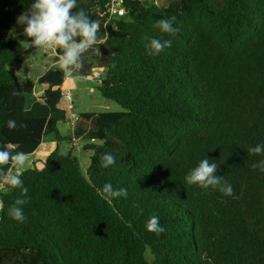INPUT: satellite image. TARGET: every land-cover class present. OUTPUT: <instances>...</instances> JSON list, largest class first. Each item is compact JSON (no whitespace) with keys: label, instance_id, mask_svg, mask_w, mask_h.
Returning a JSON list of instances; mask_svg holds the SVG:
<instances>
[{"label":"trees","instance_id":"16d2710c","mask_svg":"<svg viewBox=\"0 0 264 264\" xmlns=\"http://www.w3.org/2000/svg\"><path fill=\"white\" fill-rule=\"evenodd\" d=\"M32 2L0 0V29L23 28ZM109 4L78 0L99 25L98 52L73 71H101V94L123 110L79 114L73 137L59 129L68 76L53 67L20 82L23 40L0 33V149L31 156L48 135L57 144L41 168L0 166V264H264V172L253 167L264 154L249 151L264 144V0H124L112 18ZM161 19L175 31L161 32ZM152 39L172 44L153 55ZM65 141H84L86 172ZM205 158L230 196L186 182ZM11 170L21 187L6 182ZM109 183L127 196L102 198ZM17 199L22 223L9 215ZM153 215L163 233L147 230Z\"/></svg>","mask_w":264,"mask_h":264},{"label":"clouds","instance_id":"9594fccd","mask_svg":"<svg viewBox=\"0 0 264 264\" xmlns=\"http://www.w3.org/2000/svg\"><path fill=\"white\" fill-rule=\"evenodd\" d=\"M78 9V0H33L29 9L22 12L17 17V24L23 26V35L30 38L31 45L39 48H57L62 49L59 59V68L68 77L74 76L75 70L83 67L82 56L89 50L98 52L97 40L99 25L90 21L89 16L83 10ZM174 19V18H173ZM163 33H172L175 31L171 20L161 19L155 25ZM13 38H15L13 36ZM172 41L152 39L150 41V51L153 55H158L165 48L171 47ZM78 72V71H76ZM9 127L15 128V121H9ZM254 154H264V144H257L249 149ZM115 157L111 153H105L101 158L104 168H108L115 164ZM24 163V153H11L7 150L0 149V166L12 165L20 168ZM264 172V160L258 165ZM217 164L210 163L209 159L201 160L185 177L189 185H195L203 189L210 186L213 189L219 187L225 195L232 194L231 185L224 182L222 178L216 175ZM13 187H21L23 182L17 175H13L6 181ZM23 192L27 193L28 189L23 188ZM98 193L102 198L111 200L119 197H126L127 190H116L113 186L105 184L102 189H98ZM27 203L26 199H17L15 204L9 209V215L17 222H23L26 217L24 215L23 205ZM146 228L149 232L163 233L164 228L160 224L158 216H151Z\"/></svg>","mask_w":264,"mask_h":264},{"label":"rangeland","instance_id":"374dc122","mask_svg":"<svg viewBox=\"0 0 264 264\" xmlns=\"http://www.w3.org/2000/svg\"><path fill=\"white\" fill-rule=\"evenodd\" d=\"M0 33L11 37H19L23 40V60L21 64L13 68V72L16 74L20 82H26L29 80L36 81L50 68H59L60 55L58 52H56V50L59 49L55 47L39 48L31 45L30 38H27L22 34L23 28H13L9 30L0 29ZM60 54H62V52ZM56 58H58V60H56ZM95 75L96 73H93L89 76H73L69 78L71 86L68 89L71 91V96L62 102L63 107L68 109L69 117L66 121H61L59 123V129L63 135L73 137V120L75 119L73 116L74 114L79 115L83 112L100 113L106 111L123 110L120 104L105 98L101 94L98 88V79L95 77ZM45 87L47 86L38 84V86L35 87L36 96H41ZM70 103L72 106H70ZM54 138L55 135L46 136L44 140L45 143L43 144L50 145ZM83 143L84 141H74V143L70 144L65 141L61 147L63 152H66V150L69 148L74 147V154L80 158L82 169L84 172H86V169L90 163V153H87L83 150ZM35 156H37V153L32 156H24V163L20 168L24 170L32 166H37L40 168L43 167V161L38 162V160H35L32 163L30 162L32 158H35Z\"/></svg>","mask_w":264,"mask_h":264},{"label":"built area","instance_id":"2783aa9c","mask_svg":"<svg viewBox=\"0 0 264 264\" xmlns=\"http://www.w3.org/2000/svg\"><path fill=\"white\" fill-rule=\"evenodd\" d=\"M124 0H110V4L108 6V9H107V13L109 14V17L112 18V17H120V16H123L125 15V8H124ZM56 52L59 53V50H56ZM59 55L61 56V54L59 53ZM98 72V73H97ZM96 72V75L95 77H99V75L101 74L100 71H97ZM69 96H71V91L70 90H64L63 91V99H67ZM70 105L72 106V104L70 103ZM11 173V174H10ZM13 173V170L9 171L7 174H6V181L8 178L11 177ZM5 187V184L4 182H1L0 183V190L4 189ZM0 208H1V202H0Z\"/></svg>","mask_w":264,"mask_h":264},{"label":"crops","instance_id":"0c3cea01","mask_svg":"<svg viewBox=\"0 0 264 264\" xmlns=\"http://www.w3.org/2000/svg\"><path fill=\"white\" fill-rule=\"evenodd\" d=\"M98 73V72H97ZM68 78H70V77H68ZM46 88V87H45ZM67 90V89H66ZM69 90V89H68ZM64 101V99L62 100V102ZM63 106V105H62ZM71 106V105H70ZM66 108V107H65ZM67 109V108H66ZM68 110V109H67ZM69 113V112H68ZM72 115V114H71ZM75 118H76V116H75V114L73 115ZM43 143H45V142H43ZM41 144L40 146H41V148L39 149H37L36 150V152L33 154V155H35L36 153H37V156H35V158H32L31 160H30V162L32 163L33 161H35V160H38V162H44L45 160H46V158L48 157V155L56 148V141H55V138L53 139V142L50 144V145H45V144ZM32 156V155H31ZM44 165V164H43ZM32 167H34V166H32ZM35 167H37V166H35ZM38 168H40V167H38Z\"/></svg>","mask_w":264,"mask_h":264},{"label":"water","instance_id":"95a60500","mask_svg":"<svg viewBox=\"0 0 264 264\" xmlns=\"http://www.w3.org/2000/svg\"><path fill=\"white\" fill-rule=\"evenodd\" d=\"M100 72H101V71H100ZM102 74H103V77L105 78V77L108 75V72H107V71H105V72H103ZM75 116L77 117L78 115H77V114H75Z\"/></svg>","mask_w":264,"mask_h":264}]
</instances>
